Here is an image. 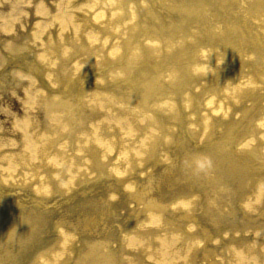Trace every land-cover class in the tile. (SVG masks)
<instances>
[{
  "label": "bare ground",
  "instance_id": "6f19581e",
  "mask_svg": "<svg viewBox=\"0 0 264 264\" xmlns=\"http://www.w3.org/2000/svg\"><path fill=\"white\" fill-rule=\"evenodd\" d=\"M42 1L47 48L79 58L24 66L38 84L0 189L31 206L0 202V264H264V0ZM22 148L36 170L5 173Z\"/></svg>",
  "mask_w": 264,
  "mask_h": 264
},
{
  "label": "rangeland",
  "instance_id": "374dc122",
  "mask_svg": "<svg viewBox=\"0 0 264 264\" xmlns=\"http://www.w3.org/2000/svg\"><path fill=\"white\" fill-rule=\"evenodd\" d=\"M27 1L28 0H0V142L4 149L9 148L8 144L12 143V141H16L17 144L19 143L21 131L18 127H15V119H18V123H20V121H25L27 115L30 116L25 109L26 104L31 101V94L26 93V91L30 90L28 86L31 85L30 80H27V76L30 75L35 80L33 85L38 84V81L35 79L37 75H31L24 66H41L42 61L39 57L44 56V59L46 56L50 57L51 55L56 57V63L58 64L60 63L59 60H62L64 56L75 54V58L79 50L78 43L65 40L64 37L69 34L63 31L61 32H63L62 39H64L62 41L59 39V46L52 48L53 51L57 52H52L51 49H48V41L53 42L52 40H55V37H58L60 34L58 33L60 30H57L56 27L59 21L51 18L54 12L50 8L52 6H50L48 2L42 0H39L40 2L29 0V3L25 4L24 2ZM78 3L83 4L84 0L83 2L78 1ZM154 9V11L160 10L157 6ZM40 10H43L45 15L48 14L47 20H49V22L44 19L45 17L40 13ZM140 13L142 12L140 11ZM73 22L77 24V21ZM68 25L70 28L73 27L71 23ZM82 35L85 36L84 32H82ZM51 36H53V38ZM35 38L39 39L37 41L41 43H33ZM214 100L218 99L214 98ZM184 140V149L180 151V154L187 157L192 155L200 145L191 142L189 135H187V137L185 136ZM23 150L22 148L20 151H14V156L6 165L5 162L1 163V166L5 167V173H14L15 176L18 174L21 175L22 172L33 173L36 170V168H31L25 164L26 158L30 156V154H28L29 150ZM180 154L179 152L177 153L171 150L167 155V164H158L157 166L149 167L150 164L148 163L149 168L146 169H150L151 172L157 171L159 174H164L169 167L173 168L177 162H180ZM33 156L36 157L37 154ZM256 161H259V159ZM121 168H123V166L120 165L117 169L120 170ZM7 169L9 172H7ZM41 169L42 168H39L38 170ZM174 169L179 171L183 168ZM92 171L102 176L97 170ZM41 174L43 176V173ZM103 181L106 185L110 183L109 179L104 178ZM44 185L47 188L52 187L51 181L44 183ZM28 190L29 192H33L31 188H28L26 191ZM186 190L188 193H185V197L196 196L197 194L200 195V190H195V188ZM15 191L17 192L19 190L16 189ZM25 195L27 194L23 192L7 193V190L0 189V202L12 205L13 208L31 206V197H26ZM201 209L202 206L199 205L198 212H201ZM41 238L44 240L45 235L42 234ZM211 246L213 247L214 245ZM200 256L201 255L198 254L195 257L191 256L190 264H213L212 256L205 255L202 260ZM17 257L19 260L20 255L18 254Z\"/></svg>",
  "mask_w": 264,
  "mask_h": 264
}]
</instances>
